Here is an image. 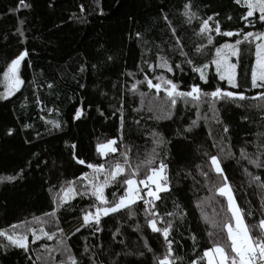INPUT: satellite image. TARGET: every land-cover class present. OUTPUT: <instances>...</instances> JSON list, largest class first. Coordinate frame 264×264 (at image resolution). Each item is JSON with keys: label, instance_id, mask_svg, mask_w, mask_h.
Wrapping results in <instances>:
<instances>
[{"label": "trees", "instance_id": "trees-1", "mask_svg": "<svg viewBox=\"0 0 264 264\" xmlns=\"http://www.w3.org/2000/svg\"><path fill=\"white\" fill-rule=\"evenodd\" d=\"M185 4L195 13L191 20L184 15ZM24 5L20 0H0V231L26 235L31 260L0 236V264H61L69 254L79 264H91V259L97 264H159L168 255L161 233L147 227L151 207L146 210L141 200L129 206L135 215L128 209L102 215L101 231L95 234L88 226H79V232L69 235L62 229L80 221L93 204L100 206L90 195L75 196L57 210L55 218L45 215L54 207L53 200L62 196V185L72 181L77 191H83L87 181L77 178L83 172L93 178L91 169L73 161V144L86 164H103L110 173L119 163L125 168V179L132 172L136 173L133 178H145L160 161L167 163L164 175L170 192L160 193L162 198L155 201L154 210L157 227L172 221L169 239L173 252L168 258L173 264H191L192 260L205 264L203 252L217 242L231 253L227 232L219 226L222 221L232 222L231 214L225 197L216 192L222 180L210 168V155L222 161L245 224L255 226L253 235L260 231L259 222L264 219V100L258 93L264 89L251 85L256 41L221 36L215 31L217 21L221 32L262 28L257 21L249 26L241 19L247 12L241 0L239 4L235 0H24ZM214 13L218 15L209 21L212 31L201 32L203 20ZM163 15L177 29L175 36ZM109 28L124 47L131 80H123L121 58L107 37ZM138 32L143 39L137 38ZM177 39L182 42L179 46ZM236 39L242 40L241 54L230 56V61L237 65L238 88L220 81L214 64L208 70L209 83L203 84L191 66L183 64L185 57L178 50L182 48L187 58L200 65L216 59V48L234 44ZM24 50L28 56L19 70L23 83L11 95H4L2 74ZM160 57L169 64H183L182 71L174 69V80L184 91L195 83L204 92L221 87L241 91L248 99L217 100L211 105L205 100L197 104L180 99L173 106L163 89H149L146 82L132 89L131 85L143 81L145 74L153 83L160 75L173 78V73L157 67L162 63ZM82 64L86 69L83 73L79 71ZM77 108L83 109V115L74 120ZM121 113L125 118L122 134ZM53 122L61 127L55 128ZM9 128L15 129L11 136L7 135ZM188 128L190 131H185ZM153 133L164 143L155 144ZM110 139L117 140L116 152L100 155L97 145ZM122 153H126L127 163ZM250 158L258 159L262 166L250 164ZM203 172L208 173L207 178ZM11 176L16 179L8 180ZM254 176L260 181L253 180ZM98 177L104 180V172ZM111 186L118 196L126 187L122 182ZM107 199L111 201L112 194ZM41 227L56 235L52 240L42 236L32 243L31 231ZM117 229L119 234L114 238ZM61 240L63 243H58Z\"/></svg>", "mask_w": 264, "mask_h": 264}, {"label": "snow or ice", "instance_id": "snow-or-ice-1", "mask_svg": "<svg viewBox=\"0 0 264 264\" xmlns=\"http://www.w3.org/2000/svg\"><path fill=\"white\" fill-rule=\"evenodd\" d=\"M237 4L240 3V0H235ZM247 4V12L246 15L242 16L241 19L246 21L249 26H252L258 19V21L261 24H264V0H245ZM20 4L24 5V0H20ZM27 7V5H24ZM191 5L185 4V13L184 15L191 20L195 13H191L189 11ZM80 10L84 11V5H80ZM258 11L259 15L256 17L254 13ZM218 14L214 13L213 16H208L207 19H204L200 26L201 32H211L212 29L209 26V21H212L214 16ZM166 23H168V26L172 32V34L175 36L177 29L171 26V24L168 22L167 15H163L162 17ZM228 19H231V17H228ZM21 37L24 36V33L17 30ZM216 33L221 36L226 37H234V36H241L243 38V41H250L253 38L257 41H260L256 44V60L255 63L251 67V85L253 88H261L264 89V32L260 33H253V32H247L243 30L238 31H224L221 32L220 30V24L219 21L216 22ZM138 39H143V36L141 33L136 34ZM208 42L212 43V37H208ZM180 40H176L175 44L177 46L181 45ZM242 43L241 39H236L234 44H224L222 46L223 49H226L227 51H222L221 47L216 48V56L217 58L212 60L210 63H204L200 65H196L195 62L192 59L187 58V54L183 52L182 48L178 47V50L180 51V55L185 57L183 64H187L191 66V71L193 73L198 74L199 80L203 84L209 83V72L211 65H215V75L219 78L220 81L226 80L229 85H231L233 88H238V85L235 83V70L237 65L235 63H232L229 59L230 56L239 57L241 54L240 45ZM28 56V51L24 50L19 53L15 58H13L10 63L8 64L5 72L4 77L8 81L9 89H8V95L12 94L13 90H17L18 87L23 83V81L20 79V66L21 63L25 60V58ZM108 60H111L112 57H107ZM160 60L162 63H159L157 67L161 69H165L168 73H173V78L169 79L166 78L164 75H160L155 77V79L158 81L156 83H153V80L148 77L147 74H145L144 80H137L135 83L131 85L132 89H136L137 85H141L143 83H147V87L149 89H156L157 92H159L161 89L166 93V96L170 98L171 105H176L177 101L180 99L183 100H190L191 102L199 103L201 100L207 101L210 105L214 103L215 101H224V100H239V101H245L248 99L241 91H227L222 89L221 87H215L210 92H204L200 84H192L189 86V90L184 91L181 89V86L178 85L174 80V69H180L182 71L183 64L182 63H176L173 61L171 64H169L168 60L164 57H160ZM97 65H92V68H96ZM149 68H151V65H149ZM85 66L82 64L80 65L79 71L83 73L85 71ZM126 75L131 76L132 73H126ZM49 88L52 87L51 84L48 85ZM78 87L84 88L85 85L78 84ZM6 98V97H5ZM258 98L261 100H264V91L258 93ZM255 99V97L253 98ZM135 111V110H134ZM116 113L114 112L113 115ZM83 115V109L77 108L75 111V114L73 116V119H79ZM103 115V113H101ZM246 119V118H245ZM137 125L139 124V121H135ZM120 124H121V134L123 133V128L125 124V118L123 116V113L120 114ZM191 124L194 126L196 124V121L193 120ZM53 126L55 128H60L61 125L58 122H53ZM24 127H29V125H24ZM185 131H190V128L185 129ZM223 131L227 133L229 131L228 127L225 126ZM15 133V129L9 128L7 130V135L11 136ZM39 135V133L37 134ZM154 136V143L157 145L163 144L164 140L162 137L159 136L157 133H153ZM122 143V140H121ZM116 145L117 147V140L111 139L108 140L104 144H98L97 150L100 155H107L108 152H116L117 148L114 147ZM216 145L214 144L213 147ZM76 145L73 144L72 148L74 149L72 154V159L79 165H86L87 168L93 170V178L89 179V173L83 172L81 173V176L77 178L78 180H86L87 183L84 186L83 191H77L73 187V182L69 181L67 182L68 186L64 187L61 186V191L63 192V196L59 198V200L54 199L53 205L50 213H47L45 215L51 216L55 218L57 210L61 207H64L68 204V202L72 199H74L75 196H91L94 197L97 202H99L100 206L93 205V207L96 208L95 213L88 211L83 215V224L81 227L88 226L92 228L93 234L96 232H100L101 229L99 228V224L101 222V216H109L110 214H117L122 209H128L130 215H135L134 212L131 211L129 208L130 205H133L136 200H141L144 203L145 209L149 210V206L151 205V215L150 218L147 219V227L151 228V231L154 233H161L168 245V255H166L162 260H160L159 264H173V261H170L168 256L172 254V244L173 241L169 239V234L172 229V221L169 220L167 222V226L160 228L157 227V219H156V213H155V201L160 200L162 197L160 193H167L170 192V188L168 186V180L166 176L163 174L164 169L168 167L167 163H165L163 160L160 161L158 168H152L151 169V175L147 177V182L145 180H139L137 181L133 177L136 175L135 172H132L128 174V178H124L125 174V168L122 167L119 163L116 164L115 168H113L110 173L104 169L103 164H93V163H87L86 160L79 158L78 153L75 151ZM154 151V150H153ZM221 152L224 151L223 148L220 149ZM242 155L244 153V149H241ZM122 155L125 156V162L127 163L126 153H122ZM208 155V154H205ZM228 155H231V152L228 153ZM210 168L214 170V172L221 178L222 180V186L216 188V192L219 193L220 196L225 197L227 200V211L231 213V220L232 222H221L220 227L227 232V238L231 241V253H227L225 251V248L220 245V243H215L214 247L208 248L204 251L203 256L207 258V264H264V219L260 220L259 227L260 231L253 235V229L255 226L249 227L244 222V214L242 213V210L240 206L237 204L235 196H234V190L229 184V178L225 175V170L222 168V161L218 158L217 155H210ZM148 163L151 164L152 160L149 159ZM249 163L255 165L256 167H261L262 165L258 162V159H249ZM46 166V165H45ZM200 165H197V168H199ZM104 172V181L102 183L97 182L98 176L96 174L100 172ZM247 171V170H245ZM206 178L208 177L207 172L201 173ZM8 180H15V176L7 177ZM255 181H260L259 176L252 177ZM163 181V183H161ZM126 185V187H123V194L117 195V192L112 193V200L109 201L104 194V189L108 187L110 184H117V185ZM138 185H142L143 187H138ZM153 185H155V190H153ZM143 192V195L141 193ZM147 197V198H146ZM171 215V214H169ZM248 215H251V213H248ZM48 221L45 220L44 223H47ZM63 235L62 229H57ZM77 232L80 231V229H76ZM40 233L43 236H46L48 240H52L53 237L56 235V232H52L49 234L48 232H45L43 227L40 228ZM119 234V229H117V233L113 234V237L115 238ZM210 236L213 235H219L218 233H209ZM0 236L6 237V239L10 242L11 245L23 250L26 254V258L31 260V257L27 254L29 253L30 249L28 247V238L26 235L22 234H13L9 235L8 233L4 231H0ZM39 239V236H37L36 230H32V243H35V241ZM58 243L62 244L63 241H58ZM120 244H123L124 241H119ZM42 247H45L46 250L47 246L41 245ZM2 247H7V245H2ZM145 247L147 248V245L145 244ZM57 251H60L59 248L56 249ZM151 251V249H148ZM85 252H88V249L85 248ZM119 255V253H117ZM61 264H79V261L75 258V256L69 254L67 261H61ZM91 264H97V261L95 259H91ZM115 264H119V261H116ZM191 264H197L196 260H192Z\"/></svg>", "mask_w": 264, "mask_h": 264}, {"label": "rangeland", "instance_id": "rangeland-1", "mask_svg": "<svg viewBox=\"0 0 264 264\" xmlns=\"http://www.w3.org/2000/svg\"><path fill=\"white\" fill-rule=\"evenodd\" d=\"M242 2H243V4L244 5H246L247 6V4H246V2H245V0H241ZM254 15L256 16V17H258V15H259V13H258V11L256 12V13H254ZM257 22H258V24H260V26H262V28H260V29H258V31H255V32H253V33H260V32H264V24H261L259 21H258V19H257ZM107 37H108V40H109V42H110V44H111V46L113 47V49L115 50V52L120 56L119 58H121V62H122V66H123V80L124 81H128V80H131V76H128V75H126V73H131V71H130V68L128 67V65L126 64L127 63V61H126V59L124 58L125 56H124V47L121 45V43L118 41V39L116 38V35L114 34V32H112V29L111 28H109L107 31ZM253 40H255L254 38H253ZM256 41V44L257 43H259L260 41H257V40H255ZM256 53V52H255ZM229 59H230V57H229ZM10 63V62H9ZM8 63V64H9ZM255 63V62H254ZM8 66V65H7ZM7 66H6V68H7ZM6 70V69H5ZM5 70H4V72H5ZM4 72H3V74H2V77H1V83H2V87H3V91H4V95H8V89H9V84H8V81L5 79V77H4ZM21 79V78H20ZM158 82V81H157ZM15 90H13L12 91V93L14 92ZM111 140V139H110ZM104 143H106V142H104ZM104 143H101V144H104ZM104 156V155H103ZM158 168V167H157ZM91 171H92V174L90 175V177H92L93 176V170L91 169ZM152 173H151V171L146 175V177L145 178H141V179H136V178H134V179H136L137 181H139V180H145L146 182H147V177L149 176V175H151ZM164 174V173H163ZM97 176H99V173L98 174H96ZM99 178V177H98ZM90 179V178H89ZM104 179V178H103ZM85 182H86V180H84ZM104 180H99L98 179V181L97 182H100V183H102ZM161 183H162V181H161ZM68 186V184L66 185V187ZM222 186V185H221ZM73 187H74V185H73ZM138 187H143L142 185H138ZM153 187V190H155V185H153L152 186ZM220 187V186H219ZM75 188V187H74ZM112 190H114V187H112L111 186V184L108 186V187H106L105 189H104V194H105V197L106 198H108L111 194H112ZM142 194H143V192H142ZM141 194V195H142ZM62 196H63V194H62ZM93 199H94V201L96 202V203H99V202H97L96 200H95V198L94 197H92ZM147 198V197H146ZM225 200H226V198H225ZM226 202H227V200H226ZM95 203V204H96ZM94 205V204H93ZM97 206V205H96ZM95 210H96V208L95 207H93L91 210H88V211H91V212H93V213H95ZM87 211V212H88ZM230 213V212H229ZM231 214V213H230ZM245 222V221H244ZM83 224V216L81 217V219H80V221H77V222H75L74 224H72V225H70V226H62V229L64 230V232H65V234L66 235H69V234H71L72 232H74L79 226H81ZM33 229H35L36 230V233H37V236H39V238L40 237H42L43 235L40 233V229H38V228H33ZM28 238V237H27ZM31 240H32V231H31ZM230 241V240H229ZM28 247H29V240H28ZM230 249H231V241H230ZM204 253V252H203ZM204 261H205V264H207V258L206 257H204Z\"/></svg>", "mask_w": 264, "mask_h": 264}, {"label": "built area", "instance_id": "built-area-1", "mask_svg": "<svg viewBox=\"0 0 264 264\" xmlns=\"http://www.w3.org/2000/svg\"><path fill=\"white\" fill-rule=\"evenodd\" d=\"M149 207H152L151 205ZM161 236L163 237V235L161 234ZM164 238V237H163Z\"/></svg>", "mask_w": 264, "mask_h": 264}]
</instances>
